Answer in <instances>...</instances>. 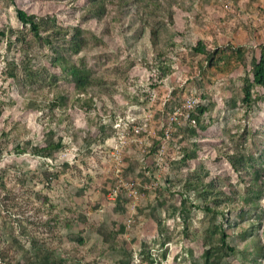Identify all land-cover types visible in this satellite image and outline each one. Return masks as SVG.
<instances>
[{"label":"rangeland","instance_id":"1","mask_svg":"<svg viewBox=\"0 0 264 264\" xmlns=\"http://www.w3.org/2000/svg\"><path fill=\"white\" fill-rule=\"evenodd\" d=\"M262 51L264 0H0V264H264Z\"/></svg>","mask_w":264,"mask_h":264},{"label":"trees","instance_id":"2","mask_svg":"<svg viewBox=\"0 0 264 264\" xmlns=\"http://www.w3.org/2000/svg\"><path fill=\"white\" fill-rule=\"evenodd\" d=\"M14 1V0H12ZM16 15L18 19L23 23H29L30 28L34 31L35 34H38V25L34 21L32 15H28L26 11L20 7H16ZM252 79L253 82L259 85H264V51L261 52V55L257 62L253 65L252 70ZM244 87V95L246 98L250 97V82H245ZM61 144L59 142L53 143L48 142L45 146L39 148L35 147V150L37 152L41 151L45 156H50L53 154L54 151H56Z\"/></svg>","mask_w":264,"mask_h":264}]
</instances>
